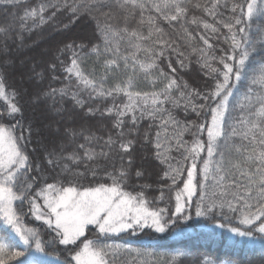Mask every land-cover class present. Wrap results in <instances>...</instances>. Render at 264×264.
Listing matches in <instances>:
<instances>
[{
    "label": "snow or ice",
    "instance_id": "snow-or-ice-1",
    "mask_svg": "<svg viewBox=\"0 0 264 264\" xmlns=\"http://www.w3.org/2000/svg\"><path fill=\"white\" fill-rule=\"evenodd\" d=\"M7 2L15 7L20 0ZM92 2L115 6L125 14L124 24L119 27L111 24L101 26L97 22L99 42L92 44L85 56L95 57L96 64L100 65V74L94 66L85 67V56L76 52V48L83 49L85 45L67 43L61 49V55L65 50L71 51L70 64L64 66L67 74L64 79L71 83L74 78L79 91L70 92L68 87L51 88L33 99L49 98L55 103L57 95H71L75 104L84 108L81 92L93 100L111 98L110 106L103 109L90 106L87 109L90 116L110 117L111 128L106 137L83 128H65L64 135L69 143H76V147L66 152V145L61 141L59 151L53 148L47 152L46 164L51 170L59 171L53 182L45 181L38 189L33 187L38 177L30 173H39L41 168L32 165L21 143H30L31 126L27 129L21 127L23 110L17 99L19 94L15 90L9 93L4 78L0 76V100L6 103L0 111V264H53L56 245L63 246L60 251L69 256L63 261L57 256L55 264H115L117 251L102 238L129 230L134 235L137 230L146 228L164 233L170 224L177 222V218L184 221L192 218L193 197H197L196 217L215 220L217 214L225 219L228 213L235 214L238 224L244 227L233 226L228 231L253 245L259 242L264 248V93L255 97L246 95L247 103L240 105L241 114L234 123L226 118L233 90L250 74L251 82L264 88V61L253 63L257 43L264 46V0H209L208 4L192 5L202 9L215 24L195 15L188 19V5L192 0ZM49 7L60 10L58 5L41 2L27 8L21 20L27 22L30 19L34 26L42 25L47 22L44 13ZM64 8L74 16L83 10L81 6L68 4L67 0ZM221 9L231 13L226 20L218 18L222 15ZM95 10L100 9L97 7ZM51 16H55V12ZM130 19L136 21L131 28L128 26ZM158 20L166 22L174 31L182 30L189 46L195 37L185 23L202 26L213 34L219 31L216 24L227 30L225 42L231 41V51L218 58L222 70L212 67L209 62L217 58L208 55L207 49L213 47L208 36L198 33L207 48H192L193 52H200L201 66L217 74L213 89L207 93L195 88L189 90V84L174 75L178 69L170 59L168 72L160 67L157 61L169 50L177 54L181 68L186 65L185 60L180 59L184 53L178 46H173L176 41L168 36ZM21 26L25 27L26 23ZM10 27H0V33L7 35ZM254 27L259 34L258 39L253 38ZM122 45L125 48L123 53ZM140 53H144L146 59H140ZM50 67L54 73L56 65ZM33 72L36 77L43 78L42 72L35 69ZM161 77L162 80L159 79ZM141 80L150 81L152 90H140ZM157 83L160 85L158 89ZM118 97L124 98L119 104L116 103ZM194 97L204 103H193ZM167 104L174 108L183 106L185 114L190 106L197 116L207 107L210 124L206 129L204 124L193 125L200 133L206 130V142L193 134L189 146V142L183 140L189 126L181 124L165 107ZM142 119H159L153 140L154 156L160 163L167 164L164 177L172 181L173 187L178 181L182 183V187L175 190V206L171 214L167 207L150 208L143 191L133 194L125 188L133 174L136 148L133 133L139 132ZM18 128L20 135H17ZM226 128L230 131L226 132ZM25 130L29 133L27 137L23 135ZM147 135L145 133V139ZM78 137L83 142H78ZM234 137H239L243 143H233L226 155L223 148L228 147V142ZM173 141L183 149L182 157L175 165L168 163L169 157L161 151L165 143L170 151ZM202 154L206 155L202 158ZM81 166L84 171L78 170ZM185 173L186 178L180 180ZM87 174H91L95 182L85 186L79 178ZM101 174L104 181H96ZM142 175L141 170L135 171L136 178ZM65 177L69 178L65 180ZM25 203L35 220L42 221L54 233L51 240L42 238L37 229L23 225L22 208ZM89 226L99 234L95 240L87 236ZM216 227L224 228L225 225L217 223ZM256 233L260 236L257 237Z\"/></svg>",
    "mask_w": 264,
    "mask_h": 264
},
{
    "label": "trees",
    "instance_id": "trees-1",
    "mask_svg": "<svg viewBox=\"0 0 264 264\" xmlns=\"http://www.w3.org/2000/svg\"><path fill=\"white\" fill-rule=\"evenodd\" d=\"M41 2L48 5H58L60 10L49 7L44 13L46 23L38 26L33 25L32 20L24 22L21 17L27 8L35 7ZM65 0H20L15 7L7 0H0V27H8L7 35L0 33V76L5 80L9 93L15 90L19 95L17 99L23 110V119L21 127L27 129L31 126V141H22L26 153L29 155L32 165L39 166L41 171L38 173L33 171L30 175L38 177L37 182L33 185L34 188H39L45 181L51 183L57 175L58 169L53 171L46 164V154L56 148L60 150V143L66 145L65 151H72L76 147V143H69L68 138L64 135L65 128H80L86 131L94 132L97 136H107L108 130L111 128V118L99 114L90 116L88 114V107H100L103 109L112 104L111 98L108 100L90 99L89 96L81 92L80 96L84 101V108H80L75 104L71 95L60 97L56 96L55 103L49 98H41L39 101H34V97L51 88H65L68 87L70 92L79 91L75 79L71 83L65 80L67 75L64 72V66L70 64L71 51L65 50L61 55V49L64 45L70 42L75 44H83V49L76 48V52L81 56H85L89 52L92 44L99 42L97 22L101 26L111 24L114 27H119L124 24L123 16L125 15L121 10L115 6L96 5L92 0H67L68 4H75L81 6L83 9L78 16L64 8ZM195 3L208 4L209 0H192V4L188 5L189 14L188 19L193 15L200 19L215 24L216 22L207 16L202 9H196L192 5ZM99 7V11L95 10ZM93 9L89 11L88 9ZM55 12V16L51 13ZM222 15L218 16L221 20H226L231 15L225 9H221ZM104 13H107L105 15ZM148 13H146L147 15ZM155 15V13H152ZM22 27V24H25ZM136 21L130 19L128 26L131 28L135 26ZM159 23L168 33L172 39L176 41L174 47L178 46L179 51L184 53L180 59L185 60L186 67L181 68L177 63V54L169 50L165 57L160 58L157 63L165 72H168L169 59L173 65L178 69L174 75L178 79L186 81L191 90L195 88L201 93H207L214 88L216 83V73H212L207 67H202L203 60L200 57V52H193L192 48H207L203 41L199 39V34L208 36L209 42L213 45L211 49H207L208 55L215 56L217 59L210 60L212 67L222 70V65L219 64L218 58L223 56L225 52H230L231 41L225 42V37L228 35L227 30L221 24H216L219 31L215 34L207 32L202 26L185 23V27L193 34L195 39L191 41L189 46L187 38L183 36L180 29L173 30L169 25L158 20ZM31 29V30H30ZM167 38V37H166ZM253 38L258 39L259 34L256 28L253 29ZM159 47V46H156ZM121 52H125V48L121 46ZM140 59H146L144 53H140ZM85 67L97 70L100 74V65L96 64L95 57H86ZM61 61L64 63L61 64ZM264 61V46L257 43V50L253 57V63L257 64ZM231 63V61H229ZM55 64L56 69L53 73L50 65ZM33 69L37 72L43 73V78L40 79L35 76ZM154 75H155V70ZM143 75L142 73L140 74ZM55 76V79H53ZM159 79H163L162 77ZM222 79V77H220ZM160 87L157 83V89ZM140 90L151 91L152 85L150 81L141 80L139 83ZM264 93V88L251 82V74L248 79L243 80L236 89L233 90L232 97L228 102V113L226 118L231 122H235V118L241 114V104H246L244 99L246 95L255 97L258 94ZM123 97H118L116 103H120ZM219 100V98H217ZM193 103H204L199 99L193 98ZM6 103L0 100V111H3ZM214 106V104H213ZM177 117L181 124L188 125L189 130L183 134V140L190 142L196 134L199 138L206 142V130L200 133L197 127L193 125L204 124L205 129L210 124V112L205 107L200 110V115L197 116L189 106L187 114L183 106L174 108L171 104L165 105ZM56 109H62L57 112ZM19 119V117L17 118ZM159 119L153 121L150 119H142L139 122V132L133 133L136 138V148L134 152V165L132 169V177L125 186L127 191L136 194L143 191L145 199L149 202L148 206L152 209L167 207L169 214L174 211L175 206V190L182 187V183L178 181L177 185L172 186V181L164 177V172L168 170L167 164L160 163L154 156L156 149L153 146L155 133L158 130L157 125ZM8 123H14L8 121ZM152 125V127H149ZM226 132L230 129L226 128ZM147 133V139H145ZM20 129H17V135H20ZM23 135L27 137L29 133L25 130ZM171 135V133H169ZM163 140V136L161 137ZM78 142H83L82 138H77ZM243 143L239 137H234L228 142V147L223 148L227 155L231 149L232 144ZM169 145L164 144L161 150L164 155L169 157L168 163L175 165L182 157V148H178L175 142H172L171 150L168 151ZM206 154H202L205 156ZM79 171H84L81 166ZM141 170L143 175L136 178L135 171ZM69 177H65L67 180ZM186 178L181 177L180 180ZM199 178V177H198ZM81 184L88 186L95 181L91 174L86 177H80ZM96 181H104L103 175H98ZM110 183V181H107ZM163 193V198H161ZM197 197H193V204L191 207V219L184 221L177 218V222L170 224L164 233H157L152 229L146 228L137 230L136 234H132L129 230L119 235H108L102 239L117 251L115 264H264V248L257 242L253 245L247 241H239L238 239H230L226 231L230 227L244 226L238 224L235 214L228 213V218L225 219L220 215L215 216V220L205 219L203 217H196ZM19 204V202H17ZM19 211V209H18ZM22 223L26 227L37 229L42 238L51 240L54 233L47 229V226L37 222L29 212V205L25 203L22 208ZM217 223L224 224V228L216 227ZM98 233L92 227H89L87 233L88 238L96 239ZM257 237L259 233L255 234ZM56 251L53 252V259L57 256L63 261L69 256L68 253L60 251L63 246L56 245Z\"/></svg>",
    "mask_w": 264,
    "mask_h": 264
},
{
    "label": "rangeland",
    "instance_id": "rangeland-1",
    "mask_svg": "<svg viewBox=\"0 0 264 264\" xmlns=\"http://www.w3.org/2000/svg\"><path fill=\"white\" fill-rule=\"evenodd\" d=\"M41 203H42V201H41ZM34 217V216H33ZM35 219V218H34ZM37 221V220H36ZM37 222H39V223H42V221H37ZM43 224V223H42ZM89 227H92V226H89ZM93 228V227H92ZM124 233V232H123ZM120 234H122V233H120ZM226 234H227V236L230 238V239H232V240H234V239H238L239 241H245V240H243L242 238H240V237H237V236H233V234L231 233V232H229V231H226ZM110 235H117V234H110ZM119 235V234H118ZM53 264H55V259H53Z\"/></svg>",
    "mask_w": 264,
    "mask_h": 264
}]
</instances>
